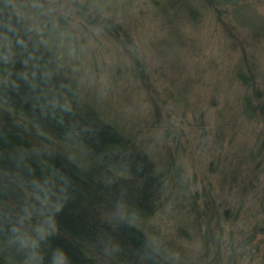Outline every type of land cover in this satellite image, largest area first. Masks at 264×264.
<instances>
[{
    "label": "rangeland",
    "instance_id": "rangeland-1",
    "mask_svg": "<svg viewBox=\"0 0 264 264\" xmlns=\"http://www.w3.org/2000/svg\"><path fill=\"white\" fill-rule=\"evenodd\" d=\"M11 2L58 51L78 97L171 174L144 225L151 240L179 264H264L262 235L248 238L264 220V171L250 187L242 159L259 124L242 119L233 79L241 49L219 22L228 25V15L217 20L199 0ZM238 4L264 26V0ZM90 15L117 23L118 39ZM241 26L232 31L264 93L263 30Z\"/></svg>",
    "mask_w": 264,
    "mask_h": 264
},
{
    "label": "trees",
    "instance_id": "trees-1",
    "mask_svg": "<svg viewBox=\"0 0 264 264\" xmlns=\"http://www.w3.org/2000/svg\"><path fill=\"white\" fill-rule=\"evenodd\" d=\"M199 1L217 20L228 15V25L219 22L241 49L239 107L242 119L259 124L242 158L254 187L264 171V93L251 51L232 30L242 24L264 35V26L240 0ZM90 16L118 39L117 23ZM34 28L0 0V264H179L144 229L171 174L78 97L58 51ZM262 224L248 238L262 235L264 246Z\"/></svg>",
    "mask_w": 264,
    "mask_h": 264
}]
</instances>
